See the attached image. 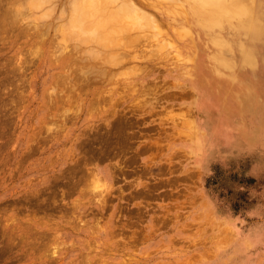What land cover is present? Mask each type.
I'll use <instances>...</instances> for the list:
<instances>
[{
  "label": "rangeland",
  "instance_id": "obj_1",
  "mask_svg": "<svg viewBox=\"0 0 264 264\" xmlns=\"http://www.w3.org/2000/svg\"><path fill=\"white\" fill-rule=\"evenodd\" d=\"M162 4L180 47L117 68L53 31L0 30V264H264V56L238 85L209 40L231 26L201 28L189 2L177 26Z\"/></svg>",
  "mask_w": 264,
  "mask_h": 264
},
{
  "label": "bare ground",
  "instance_id": "obj_2",
  "mask_svg": "<svg viewBox=\"0 0 264 264\" xmlns=\"http://www.w3.org/2000/svg\"><path fill=\"white\" fill-rule=\"evenodd\" d=\"M25 1V10L27 11L26 14L24 13V15H16L19 13L18 10L20 13L22 10L15 9L17 11L16 12L13 9L15 6L13 7L12 5H10L13 7L12 9L6 6L4 10H2L4 13L2 12V15L0 16V30L6 29L8 31V29H17L15 38L18 40V37L20 39L22 36H24V43L27 44H30L29 41L32 39L31 35H27L28 33L32 34V42H35L38 41V39L42 40V38H45L43 36L53 31L60 36L58 41L60 46H58L64 47L63 53H65L68 57L73 55H70L68 52H66V49H68L71 42L73 43V47H83V49L84 47H98L104 52L109 51L108 53L110 54L107 55L106 58L107 61H109L110 66H113L114 68L126 65L130 61V57L135 61L139 60L140 54L138 51H148L149 46L153 42V44H155L157 41L162 43L165 42L164 44L167 46L171 45L172 47H176L175 49L180 47L172 40L171 35H173V33L169 34L167 28L163 26V23L158 18L159 15L171 17V11L164 10V7H161V4L164 2L170 3L171 6L173 5L174 8L170 6L171 9L173 8V11L175 9H180L178 11L181 12L184 9L185 3L187 4V2H189L195 5V8H192V11L196 13L197 24L203 29L210 30L214 27H222L226 24L231 26L232 33L230 32L231 34L229 36L225 38L222 37L221 39L219 38V40L216 41L211 37L212 35H210L209 40L210 42L216 43L214 57L212 60L214 67L227 70L231 69L234 71L235 78L232 79L235 81L241 80V82H239L240 84L238 85L241 86L243 81L247 78L246 76L249 74L247 68L248 66H251L250 64L254 63V60L256 59L254 58V55H259L261 58L264 56V0H187V2H183L181 0H24V2ZM5 2H7V0ZM18 3L19 2H17V6ZM20 3H23V1ZM11 10H13L12 12L15 15L12 16V14L9 13ZM37 10H39V12L43 11V13L41 12L42 15L36 16L35 14H32L33 11ZM176 10L174 11L176 14H174L172 17L173 22L176 20L175 24L178 26L177 19L181 16H179L181 12L179 13ZM7 11L9 14H7ZM153 11L157 12L159 15ZM25 21L28 24H25ZM178 29L179 27L173 29L174 34L178 36L181 41H185V43L194 45V35L193 32L190 31V28L182 27V29ZM13 32L14 31H12L11 34H13ZM6 36H3V34L0 36L2 38H0L2 43L4 40L8 39ZM4 37L6 39H4ZM19 41L21 42V40ZM49 41L50 40L48 38L45 40L46 43ZM143 41H147V43L144 42L143 46H139L141 43H143ZM54 42L55 41H53L52 44ZM164 44L160 45L159 43L158 45H160L162 48ZM158 45L157 48L159 47ZM152 47H154V45ZM120 49H123L124 52H118ZM131 52L134 54L133 56H129ZM103 54L104 53L102 51L92 50L90 53L93 58L102 57ZM91 56L90 58H92ZM85 61H87V59ZM79 65L78 68H81L82 65L80 67ZM83 66L82 68H84ZM100 66H102V64H100ZM105 67L104 69L100 70L99 73L102 72L101 75L107 76V74H109L108 72L110 71H108V68L105 69ZM236 68L241 70L239 74L236 73ZM89 70L90 71L88 72H94V70L91 71V68ZM99 73L96 72V74ZM251 85V82H247L245 84L246 87L243 86L246 89V92L250 91L249 86ZM133 93H135V91H133ZM144 93L146 96V92ZM238 108H241V106L238 105ZM93 177L95 178V176ZM96 182L98 183L99 181ZM95 186L97 187L96 184ZM98 187H100V185H98ZM105 202V198L99 199L97 201V207L103 206Z\"/></svg>",
  "mask_w": 264,
  "mask_h": 264
}]
</instances>
